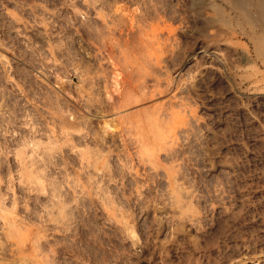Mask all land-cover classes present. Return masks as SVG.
<instances>
[{
	"label": "rangeland",
	"instance_id": "1",
	"mask_svg": "<svg viewBox=\"0 0 264 264\" xmlns=\"http://www.w3.org/2000/svg\"><path fill=\"white\" fill-rule=\"evenodd\" d=\"M0 264H264V0H0Z\"/></svg>",
	"mask_w": 264,
	"mask_h": 264
},
{
	"label": "bare ground",
	"instance_id": "2",
	"mask_svg": "<svg viewBox=\"0 0 264 264\" xmlns=\"http://www.w3.org/2000/svg\"><path fill=\"white\" fill-rule=\"evenodd\" d=\"M235 4H236V3H235ZM236 8H237V7H236ZM238 8H240V7H238ZM240 10H241V9H240ZM240 10H239V11H240ZM242 11H243V10H242ZM240 12H241V11H240Z\"/></svg>",
	"mask_w": 264,
	"mask_h": 264
}]
</instances>
